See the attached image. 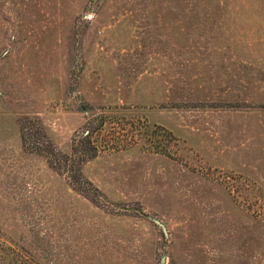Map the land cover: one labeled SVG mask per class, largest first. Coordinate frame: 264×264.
Here are the masks:
<instances>
[{"label": "rangeland", "instance_id": "obj_1", "mask_svg": "<svg viewBox=\"0 0 264 264\" xmlns=\"http://www.w3.org/2000/svg\"><path fill=\"white\" fill-rule=\"evenodd\" d=\"M0 264H264V0H0Z\"/></svg>", "mask_w": 264, "mask_h": 264}, {"label": "trees", "instance_id": "obj_2", "mask_svg": "<svg viewBox=\"0 0 264 264\" xmlns=\"http://www.w3.org/2000/svg\"><path fill=\"white\" fill-rule=\"evenodd\" d=\"M102 123L103 119H100L99 121H96V123H91V125H89L80 133L75 134L72 138L71 150L68 153H63L53 147L49 139H45L44 137L42 138L40 136L41 132L39 130H33L35 141L42 145V152L45 151L49 154V157H47L49 165L55 167L57 171L65 173L71 184L77 187L81 192H88L85 183H89L90 181H87V178L83 177L80 166L83 162L89 160L91 157L97 154L98 145L96 140L93 138L92 132L97 131L101 127ZM33 126L34 125L31 123V118L22 117L21 136L23 139V144L24 137L26 136L24 134V129H31ZM168 135L169 137H172V134L169 131Z\"/></svg>", "mask_w": 264, "mask_h": 264}, {"label": "water", "instance_id": "obj_3", "mask_svg": "<svg viewBox=\"0 0 264 264\" xmlns=\"http://www.w3.org/2000/svg\"><path fill=\"white\" fill-rule=\"evenodd\" d=\"M157 222H159L158 220H156ZM159 223H161V222H159ZM161 225H163L162 223H161ZM163 227H164V225H163Z\"/></svg>", "mask_w": 264, "mask_h": 264}]
</instances>
